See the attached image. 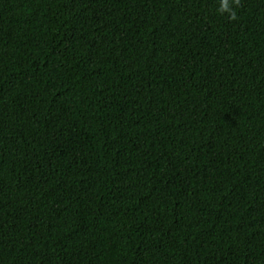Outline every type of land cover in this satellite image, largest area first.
<instances>
[{
    "label": "trees",
    "instance_id": "trees-1",
    "mask_svg": "<svg viewBox=\"0 0 264 264\" xmlns=\"http://www.w3.org/2000/svg\"><path fill=\"white\" fill-rule=\"evenodd\" d=\"M0 264H264V0H0Z\"/></svg>",
    "mask_w": 264,
    "mask_h": 264
}]
</instances>
